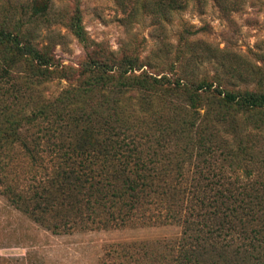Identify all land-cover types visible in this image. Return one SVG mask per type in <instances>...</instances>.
I'll return each mask as SVG.
<instances>
[{"label":"rangeland","instance_id":"1","mask_svg":"<svg viewBox=\"0 0 264 264\" xmlns=\"http://www.w3.org/2000/svg\"><path fill=\"white\" fill-rule=\"evenodd\" d=\"M30 1L0 0V27L16 33L11 10L28 13ZM151 1L51 0L57 21L30 25L63 74L32 82L13 72L0 81V264H172L182 228L158 198L143 196L136 211L128 202L119 212L107 214L101 206L77 218L73 202L62 203L66 158L95 138L109 149L101 134L121 142L123 155L135 145L131 163L150 177L172 180L183 199L196 179L242 178L246 171L251 178L264 165L257 152L249 163L239 161L247 135L258 125L264 133V111L218 124L220 142H227L223 150L209 146L199 129L204 110L189 111L187 87L170 96L164 88L143 89L136 82L165 78L166 87L180 79L188 87L264 93V0H190L162 23L146 8ZM76 3L90 48L113 62V72L131 63L133 86L131 80L121 84L117 75L97 82L98 76L84 72L86 51L67 27ZM3 59L6 66L24 64L0 45ZM184 215L177 211L178 218Z\"/></svg>","mask_w":264,"mask_h":264},{"label":"trees","instance_id":"2","mask_svg":"<svg viewBox=\"0 0 264 264\" xmlns=\"http://www.w3.org/2000/svg\"><path fill=\"white\" fill-rule=\"evenodd\" d=\"M189 1L152 0L147 3L146 8L155 22L162 23L170 19L173 12L184 8ZM26 7L28 13L21 12L29 14L26 19L21 13L16 15L13 14L16 11L11 10L9 23H12L10 25L16 33L0 27V45L12 51L26 66H16L12 63V66H6V60H0V81H4V75L10 77L13 72L32 82L46 80L50 75L63 74V67L53 55L52 49L40 45L36 40L38 28L30 27L39 19L48 24L57 21L54 19L56 16L54 17L51 0H32ZM74 12L67 27L86 51L89 66L84 72L98 76L93 77L97 78V82H111L117 75L121 84L129 85L131 80L133 86L135 77L130 78L128 73L134 70V66L128 63L120 68L119 72H113V62H105L98 51L90 48L81 26L78 4ZM164 80L165 78L150 77L149 80L141 78L136 82L143 89L151 86L158 90L164 88L170 96L184 91L183 87H187L192 95L189 111L197 113L204 110L199 129L202 128V134L210 140L209 146L216 145L226 149L227 142L221 143L218 137V124L236 122V114L264 111V93H233L212 84L188 87L180 79L176 80L173 86L162 87ZM22 83L23 80L20 85ZM255 128L257 132L247 135L241 149L243 155L239 161L242 164L249 163L256 152L264 155L262 126ZM101 137L103 142H109V149L99 146L97 142L100 140L97 138V142L92 141L91 145L73 148L74 156L66 158L70 162V165L67 163L70 171L65 168L61 171L65 175L61 184L62 187L65 186L64 189L61 188L62 203L73 202L71 207L75 218L101 206H104L107 214L111 213V210L119 212L128 202L130 209L136 211L139 210L140 198L156 197L160 201L161 209L166 212L174 210L173 222L182 228L181 237L173 247L176 248V255L172 264H264V165L257 167L255 177L250 178L249 171H246L245 177H249L247 180L243 179L245 177L205 181L196 179L192 183L193 187L186 191V199H183L172 180L150 177L144 173L143 166L131 163L132 153L137 150L135 145L126 147V153L123 155L121 142L106 138L102 134ZM172 142L176 144L175 140ZM232 154L229 149L228 155ZM96 160H99V163L94 165ZM210 164L209 167L212 166V163ZM75 171L80 175L69 181L68 176L75 174ZM118 191L121 193L118 194ZM65 194L67 196H64ZM49 196L47 190V197ZM63 199L66 200L63 202ZM177 211H183L184 217L178 218Z\"/></svg>","mask_w":264,"mask_h":264}]
</instances>
